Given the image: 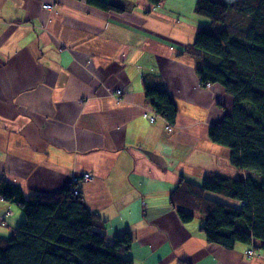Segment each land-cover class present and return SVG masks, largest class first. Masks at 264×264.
Masks as SVG:
<instances>
[{"label":"crops","instance_id":"obj_1","mask_svg":"<svg viewBox=\"0 0 264 264\" xmlns=\"http://www.w3.org/2000/svg\"><path fill=\"white\" fill-rule=\"evenodd\" d=\"M103 1L118 11L86 0H0V176L32 196L90 174L79 185L83 203L108 238L131 234L132 264H264L259 241L232 250L208 244L200 218L191 222L199 229L188 228L168 205L181 179L199 186L236 177L229 151L208 138L232 99L200 85L190 56L205 24L198 0ZM146 89L170 97L174 132L144 116L156 115ZM23 219L0 200V239Z\"/></svg>","mask_w":264,"mask_h":264},{"label":"trees","instance_id":"obj_2","mask_svg":"<svg viewBox=\"0 0 264 264\" xmlns=\"http://www.w3.org/2000/svg\"><path fill=\"white\" fill-rule=\"evenodd\" d=\"M86 2L118 11L103 0ZM195 13L210 22L197 29L191 46L195 74L233 99L231 113L209 128L208 138L229 151L236 177L215 175L199 186L181 179L168 205L182 224L200 218L208 244L232 250L256 240L264 251V0H198ZM230 15L235 20L229 22ZM144 93L169 123L165 131L173 132L176 109L168 94ZM0 199L24 217L10 239H0V264H132L131 234L108 238L105 222L85 207L81 192L74 197L66 187L25 196L1 175Z\"/></svg>","mask_w":264,"mask_h":264},{"label":"rangeland","instance_id":"obj_3","mask_svg":"<svg viewBox=\"0 0 264 264\" xmlns=\"http://www.w3.org/2000/svg\"><path fill=\"white\" fill-rule=\"evenodd\" d=\"M45 6H49V8H51V6L50 5H44V7L43 8H45ZM46 9V8H45ZM198 18H201L202 20H205V24H202V25H199L198 27H197V29H199L201 26H203V25H208L210 22H209V20L208 19H206V18H204V17H201V16H199ZM233 19L235 20V18H234V15H230L229 16V22H231V21H233ZM229 24H233V23H229ZM219 27H221V24H217ZM197 29H196V31H197ZM195 35H196V32H195ZM204 60H205V62L207 63V64H210V60L209 59H207V58H204ZM194 73H195V71H194ZM196 75V74H195ZM197 77V76H196ZM198 79V78H197ZM199 81V80H198ZM200 83V82H199ZM200 85L202 86V87H204V88H210L211 86H214V85H216V84H210V83H200ZM217 86H219V85H217ZM219 87H221V86H219ZM222 88V87H221ZM223 89V88H222ZM223 91H224V89H223ZM225 92V91H224ZM115 93V95H117V94H119L120 92H119V90H117V91H115L114 92ZM226 93V92H225ZM227 94V93H226ZM228 95V94H227ZM230 96V95H229ZM231 97V96H230ZM231 99H232V97H231ZM232 103H233V99H232ZM231 113V112H230ZM158 119H160V120H162V122H163V124H164V126H163V128H164V130H165V127H166V124H168L169 125V123L163 118V117H157ZM156 121V120H155ZM155 121H150V123H155ZM174 132V131H173ZM144 154V153H143ZM145 155V154H144ZM146 156V155H145ZM147 157V156H146ZM148 158V157H147ZM161 168V167H160ZM12 182H14L13 180H11ZM1 200V199H0ZM2 201V200H1ZM5 215L7 216V218L8 217H11L12 215H13V212L11 211V210H7V211H5ZM11 215V216H10ZM199 220V219H198ZM1 221H3V218H1ZM183 225H186V226H188V228H192V227H195L196 229H199V225L197 224V223H188V224H183Z\"/></svg>","mask_w":264,"mask_h":264},{"label":"built area","instance_id":"obj_4","mask_svg":"<svg viewBox=\"0 0 264 264\" xmlns=\"http://www.w3.org/2000/svg\"><path fill=\"white\" fill-rule=\"evenodd\" d=\"M46 9H50L49 6H45ZM119 94L115 95L117 98L123 93L119 90ZM149 121H155L156 117H158L155 114L152 115H144ZM168 124H166L167 127ZM91 175L88 173L83 174L82 176H73L71 178L70 183L68 184L69 193H71L74 197H78L80 195V191L78 189V185H81L83 182H87L91 180Z\"/></svg>","mask_w":264,"mask_h":264},{"label":"water","instance_id":"obj_5","mask_svg":"<svg viewBox=\"0 0 264 264\" xmlns=\"http://www.w3.org/2000/svg\"><path fill=\"white\" fill-rule=\"evenodd\" d=\"M143 153L148 157V159L153 162L154 164H157L159 167L164 168L166 167L164 163V159L161 156H158L150 151H143Z\"/></svg>","mask_w":264,"mask_h":264},{"label":"clouds","instance_id":"obj_6","mask_svg":"<svg viewBox=\"0 0 264 264\" xmlns=\"http://www.w3.org/2000/svg\"><path fill=\"white\" fill-rule=\"evenodd\" d=\"M156 115H157V113H156ZM158 116V115H157ZM160 117V116H159Z\"/></svg>","mask_w":264,"mask_h":264}]
</instances>
